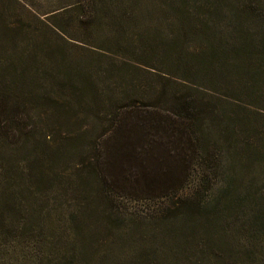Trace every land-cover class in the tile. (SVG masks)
I'll use <instances>...</instances> for the list:
<instances>
[{"label":"trees","instance_id":"16d2710c","mask_svg":"<svg viewBox=\"0 0 264 264\" xmlns=\"http://www.w3.org/2000/svg\"><path fill=\"white\" fill-rule=\"evenodd\" d=\"M67 1L0 0V264H264V0Z\"/></svg>","mask_w":264,"mask_h":264},{"label":"rangeland","instance_id":"374dc122","mask_svg":"<svg viewBox=\"0 0 264 264\" xmlns=\"http://www.w3.org/2000/svg\"><path fill=\"white\" fill-rule=\"evenodd\" d=\"M24 1H26L29 5H30V7H31V9H32V12H38V14L39 15H42V16H46V17H48V19H49V22H51L52 24H51V26H54L57 30H59L58 29V26H57V23H60V21H62V18L64 19V18H66L65 17V15H69V18H71L72 16H74L75 15V11L74 10H68V12L69 13H66V14H64V13H60V14H57V16H55L54 18H53V16H50L52 13H55V12H60L62 9H66L67 7H64V6H66V5H68L69 3H71V1H67V0H24ZM62 14V15H61ZM50 17H52V19H50ZM62 23V22H61ZM72 26H71V28L73 27V30H70L67 26V28H68V32L67 33H70L71 34V36H72V38H75V39H80V36H77V35H80V34H77V29H76V26H74L75 25V17H73L72 18ZM35 27H37V25H34ZM42 26H40V28H41ZM46 29V28H45ZM80 31L81 30H83V29H79ZM70 31V32H69ZM84 32L85 31H88V30H86V29H84L83 30ZM62 34V33H61ZM63 35V34H62ZM70 37V36H69ZM77 37H79V38H77ZM54 39V38H53ZM81 41H84L87 45L88 44H91V45H93V46H95L96 44L95 43H98L97 41H95V39H94V36H90V37H88V36H84V37H81ZM83 44V43H82ZM73 45V44H72ZM89 46V45H88ZM67 47H69V46H67ZM71 47V46H70ZM91 48H92V50H94L95 48L94 47H92L91 46ZM80 53H82V55L84 56V57H86V51H82L81 50V52ZM88 56V55H87ZM88 58H93V57H91L90 55H89V57ZM142 74H144L145 76H147V77H149V78H154L155 76H153L150 72H147V71H143V73ZM169 74V73H168ZM170 75H173V76H175L174 74H172V72H171V74ZM177 75V74H176ZM174 174H176L177 175V172H175Z\"/></svg>","mask_w":264,"mask_h":264}]
</instances>
